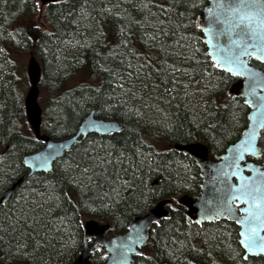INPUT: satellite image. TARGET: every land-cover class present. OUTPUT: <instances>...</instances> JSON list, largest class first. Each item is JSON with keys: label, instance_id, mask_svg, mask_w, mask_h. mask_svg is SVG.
I'll return each mask as SVG.
<instances>
[{"label": "trees", "instance_id": "1", "mask_svg": "<svg viewBox=\"0 0 264 264\" xmlns=\"http://www.w3.org/2000/svg\"><path fill=\"white\" fill-rule=\"evenodd\" d=\"M204 4L205 0H62L44 6V24L38 25L34 0H0V152L8 146L0 156V195L27 171L22 157L42 146L25 130L24 84L6 52L9 47L25 46L40 54L42 132L54 138L70 135L90 107L97 117L116 119L121 125L120 131L107 135L87 134L54 162L51 171L25 177L0 204V219L9 218L7 231H0V264H70L82 247L86 218L109 222L112 232H121L134 215L145 213L157 200L193 193L200 181L191 174L194 160L170 147L158 149L160 141H200L216 157L220 147L237 138L247 108L228 93L234 78L215 68L200 39L196 17ZM91 25L96 28L94 37ZM69 43L80 47L79 58L61 56ZM177 44L183 53H169ZM251 61L264 70V62ZM136 71L170 92L164 99L161 94L147 96L149 108L161 109L166 118L156 131L122 91L123 78ZM77 75L81 81L67 85ZM261 141L259 159L264 160V130ZM95 157L109 162L94 167ZM176 164H185L188 175L175 171ZM25 215L31 223L20 221L13 233L12 222ZM236 238L232 222L198 226L172 203L169 214L148 229V240L133 264H190V259L264 264V255L244 260ZM25 240L27 246L19 251L28 255L18 256V244ZM91 259L102 264L104 248L96 247Z\"/></svg>", "mask_w": 264, "mask_h": 264}, {"label": "water", "instance_id": "2", "mask_svg": "<svg viewBox=\"0 0 264 264\" xmlns=\"http://www.w3.org/2000/svg\"><path fill=\"white\" fill-rule=\"evenodd\" d=\"M42 6L56 2V0H37ZM61 1V0H60ZM256 4L260 13L264 16V0H207L201 11L196 17L197 29L201 32V41L206 47L209 59L216 65L221 63V58L230 54H235L237 45L231 43L232 40L240 38V27L235 31L230 30L231 26L236 23L235 15L227 11V7H236L237 5ZM248 11V8L242 9ZM255 11V9H252ZM251 42V41H248ZM247 65V70L255 72L260 77L259 84L255 93L250 94L249 80L246 75H239L228 87V92L234 97L242 99V103L248 108L247 123L241 130L239 137L229 143L217 158L209 155V148L202 142L178 143L174 142L172 148L176 151H182L193 158L195 164L199 168V174L202 182L200 184L199 193L192 197L189 194H180L176 202L185 208V214L191 223L201 224L202 222H212L219 219H227L236 223V219L246 215L248 204L240 200L232 205L233 212L228 214L223 211L227 195L236 193H226L228 186H239L243 181L241 176L251 177L257 172H264V161L256 162L255 159L260 156L244 154L243 160L234 161V148L247 137L251 126L257 122L259 116L256 112L254 103L246 104L245 101H254L258 95H264V70L259 66L250 63L251 58L263 63L264 61L256 59L254 56L241 57ZM226 65L215 68L219 71H225ZM229 75L231 73L226 72ZM26 74L28 78V88L23 97L25 119L32 130L33 136L42 142V146L33 152H29L22 157V163L27 171L19 176L10 186L4 190L0 196L6 195L5 203L13 190L34 172L51 171L54 162L68 152L71 147L85 138L89 133L98 135H107L109 133L118 132L121 125L116 119H104L97 117L95 109L90 107L88 112L83 116L76 130L70 135L54 138L40 129L42 108L38 102V86L42 74L41 63L30 53L26 63ZM235 76V75H232ZM249 116L253 120H249ZM89 121H94L90 124ZM264 127H257L255 143L261 154V131ZM52 145V148L48 146ZM8 146H5L0 152V156L6 153ZM47 157V161L37 160L36 157ZM234 164L239 165V175H233ZM168 198H163L154 203L145 213L134 215L127 224V228L121 232H111L109 222H102L96 218L90 217L83 221L82 226V247L78 254L72 259L70 264H93L91 253L96 247H103L105 250V259L102 264H133V257L140 253L148 240V228L153 223L158 222L168 213L165 203ZM0 203V204H2ZM237 224V223H236ZM85 225L88 227L85 228ZM238 226L237 242L239 243L243 259L249 256L264 255V251L260 248L247 250L240 243V232L243 230L242 225ZM88 233L86 237L85 233ZM110 233V235H108ZM264 239V228L259 229L257 240ZM159 264H172L166 260H162ZM190 264H204L194 259L190 260Z\"/></svg>", "mask_w": 264, "mask_h": 264}, {"label": "snow or ice", "instance_id": "3", "mask_svg": "<svg viewBox=\"0 0 264 264\" xmlns=\"http://www.w3.org/2000/svg\"><path fill=\"white\" fill-rule=\"evenodd\" d=\"M60 2V0H56ZM230 14H236V23L231 26L232 31H235L238 26L240 27V38L232 40L231 43L237 45V51L235 54H230L226 57L221 58V63L214 66L220 67L226 65L225 71L232 75H246L249 80L250 94L255 93L257 87H260V77L255 72L247 70V65L241 57L254 56L256 59L264 61V16L261 15L259 7L256 4L244 5L240 4L236 7L225 6ZM248 8V11L242 9ZM252 9H255L253 11ZM251 41V42H248ZM99 91V89L97 90ZM246 104L254 103L256 106V112L259 119L254 123L245 139H243L238 146L234 148L235 155L233 156L234 161L243 160L244 154L248 153L255 156H260L261 152L255 143L257 133V127H264V95H258L252 102L246 100ZM111 107V105H108ZM249 120H253L252 116H249ZM90 124H94V121H89ZM52 148V145L48 146ZM87 153V150H85ZM111 155V153H109ZM121 155H123L121 153ZM37 160L47 161V157H36ZM91 159V158H89ZM109 161L103 160L101 157H95L94 167H102ZM233 168V175H239L240 169L238 164L231 166ZM45 171L49 169L45 168ZM84 172H88V168L83 169ZM118 178V177H117ZM90 179V178H89ZM240 179L243 181L239 186H228L226 193H236L227 195L225 206L223 211L228 214H232V205L240 200H243L248 204V208L245 210L246 215L236 219V223L242 225L243 230L240 232L241 241L240 243L246 247L247 250L251 251L254 248H260L264 251V239L257 240V233L259 229L264 228V172H257L256 175L251 177L241 176ZM35 193V189L32 190ZM0 196V203L4 202L6 198ZM20 199H23L21 196ZM7 216L4 219H0V231H7L5 226V220H8ZM20 221L31 223V220L27 215L20 217L19 219L12 222V232L17 231L16 224ZM88 226L85 225V228ZM25 237L27 233H23ZM86 237L88 233H85ZM0 239H3L0 236ZM27 246V241L18 244L17 255L27 257L28 253H21L20 248ZM36 246L39 247V241L36 242Z\"/></svg>", "mask_w": 264, "mask_h": 264}, {"label": "rangeland", "instance_id": "4", "mask_svg": "<svg viewBox=\"0 0 264 264\" xmlns=\"http://www.w3.org/2000/svg\"><path fill=\"white\" fill-rule=\"evenodd\" d=\"M34 2L37 8L36 15L34 16V21L38 25H43L44 23L41 20V15H42L44 6H42L37 0H34ZM90 27L92 28L91 34H93V37H94V35L96 34L95 33L96 28L94 25H91ZM79 50H80V47H78L75 43H69L63 47L61 56L62 57L66 56L67 58H70V59L79 58V54H80ZM168 51L169 53L176 54V55H181L183 53V50H181V44H177L175 47L169 49ZM6 52L12 64L17 70V73L20 77V82L24 84V88H23V97H24V94L26 93L27 88H28V78L26 74L27 60L30 56V53H32L35 56V58L39 62H41L40 54L36 50L25 47V46H22L21 49L9 47V49H7ZM137 61L139 62V60ZM169 71H173V70L170 69ZM79 81H81V76L77 75V76L71 77L68 80L67 85H74L75 83ZM123 81L124 83L122 85V91L124 90V92L128 93L129 96L132 98L133 105L137 107L136 112L138 116H140V118H142L147 124L151 125L153 127V130L155 131L157 130L159 126L166 124V118H165V115L162 113L161 109L159 110L158 108L156 109L149 108L151 101L147 100V96H150V95L157 96L161 94L162 99H164L165 97L170 95V92L166 91L164 87H162L160 84L154 81L151 77L144 75L140 71L138 72L136 71L132 74H129L128 76H125L123 78ZM38 90H39L38 102L41 108H43L44 103L41 99L42 93H41L40 86H38ZM206 93L204 91L203 94L205 95ZM183 100L185 101L186 104L189 103L188 101H190V100L186 101L185 98ZM191 106L192 108L197 107V105L195 104H191ZM25 125H26L25 130H27V132L32 133V130L29 127L26 119H25ZM238 127H239L238 131H239L240 129H242L243 124H238ZM157 147L158 149L162 150V149L168 148L169 144L162 140L160 141V143H158ZM222 148L224 147H220V149ZM168 169H171V167L168 166ZM174 170L181 172V175L183 176L188 175L187 174L188 168H186L185 164H181V165L176 164V167H174ZM108 235H110V233H108ZM225 246L229 247L228 242L225 244Z\"/></svg>", "mask_w": 264, "mask_h": 264}, {"label": "flooded vegetation", "instance_id": "5", "mask_svg": "<svg viewBox=\"0 0 264 264\" xmlns=\"http://www.w3.org/2000/svg\"><path fill=\"white\" fill-rule=\"evenodd\" d=\"M206 2H207V0H205V4H206ZM204 4V5H205ZM207 53V52H206ZM253 58H251V60H252ZM250 60V63H252V64H254L252 61ZM255 60V59H254ZM254 65H256V64H254ZM257 66V65H256ZM230 76H232V75H230ZM233 78H234V80H233V82L238 78V76H232ZM229 87V86H228ZM232 96V95H231ZM233 97V96H232ZM234 98H238V97H234ZM238 99H240V101L242 102V99L241 98H238ZM243 104V103H242ZM244 105V104H243ZM245 106V105H244ZM247 108V107H246ZM247 113H248V108H247V112H246V120H245V122L243 123V127L246 125V123H247ZM243 127H242V129H243ZM242 129H240L239 130V134H240V132H241V130ZM263 130H264V128H263ZM263 130L261 131V138H260V145H261V151H262V132H263ZM239 134H238V136H237V138L239 137ZM236 138V139H237ZM235 139V140H236ZM235 140H233V141H235ZM232 141V142H233ZM195 142V141H194ZM198 142H200V141H198ZM174 143V142H173ZM173 143H171V144H169V147L171 148V146H172V144ZM203 143V142H202ZM229 143H231V142H229ZM228 143V144H229ZM205 144V143H204ZM227 144V145H228ZM226 145V146H227ZM225 146V147H226ZM224 147V148H225ZM209 148V147H208ZM224 148L219 152V154L224 150ZM173 149V148H172ZM182 152V151H181ZM184 153V152H183ZM186 154V153H185ZM218 154V155H219ZM209 155H210V157H212V158H217L218 157V155L216 156V157H213L211 154H210V151H209ZM189 156V155H188ZM261 157V156H260ZM260 157H258V158H256L255 159V161L256 162H262V161H264V160H260L259 158ZM192 158V157H191ZM193 159V158H192ZM192 168V170H191V174L192 173H194V174H196L198 177H199V179H200V181H199V183H198V185H197V188L195 189V191L193 192V193H185V192H182L181 194H183V193H185V194H189L190 196H192V197H194V196H196L198 193H199V191H200V184H201V182H202V179H201V176H200V174H199V168H198V166L195 164V161H194V165L191 167ZM180 195V194H179ZM178 195V196H179ZM177 196V197H178ZM177 197L174 199V200H172L171 198H169V197H164V198H168L169 199V201L167 202V203H165V208H167V210H168V213H167V215L169 214V210H170V204H172V203H175L177 206H179V207H181L182 208V210L184 211V214H185V208L183 207V206H181V205H179L177 202H176V199H177ZM161 199H163V198H161ZM160 200V199H159ZM158 201V200H157ZM155 203V202H154ZM154 205V204H153ZM166 215V216H167ZM185 216H186V214H185ZM186 218H188L187 216H186ZM189 219V218H188ZM222 220H224V221H227V222H232L233 224H235L236 226H237V224L235 223V222H233V221H228L227 219H219V220H215V221H212V222H216V221H222ZM159 222V221H158ZM157 223V222H156ZM203 223H206V222H202L201 224H197L198 226H201ZM207 223H210V222H207ZM194 224H196V223H194ZM151 226V225H150ZM150 228V227H149ZM148 228V229H149ZM237 236H238V226H237ZM236 241H237V238H236ZM238 243V242H237ZM238 245H239V243H238ZM240 246V245H239ZM241 248V247H240ZM241 252H242V249H241ZM242 255H243V253H242ZM242 258H243V256H242ZM191 260V259H190ZM190 260H189V262H190ZM245 260V259H244ZM197 261H200V260H197ZM202 262V261H201ZM204 263V262H203ZM205 264V263H204Z\"/></svg>", "mask_w": 264, "mask_h": 264}, {"label": "bare ground", "instance_id": "6", "mask_svg": "<svg viewBox=\"0 0 264 264\" xmlns=\"http://www.w3.org/2000/svg\"><path fill=\"white\" fill-rule=\"evenodd\" d=\"M62 1V0H61ZM81 122V121H80ZM79 125V124H78ZM78 127V126H77ZM4 192V191H3ZM3 204V203H2Z\"/></svg>", "mask_w": 264, "mask_h": 264}]
</instances>
